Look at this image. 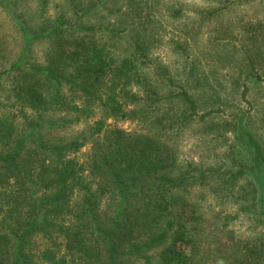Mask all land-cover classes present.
I'll use <instances>...</instances> for the list:
<instances>
[{
    "label": "trees",
    "instance_id": "trees-1",
    "mask_svg": "<svg viewBox=\"0 0 264 264\" xmlns=\"http://www.w3.org/2000/svg\"><path fill=\"white\" fill-rule=\"evenodd\" d=\"M65 1L71 16L60 7L31 32L0 0L22 39L17 58L0 70V86L8 85L0 99V264H190L189 224L199 215L188 194L207 176L178 168L165 136L176 122L215 110L200 112L185 88L161 92L150 70L157 25L150 10L125 26L134 47L118 55L97 34L103 27L83 20L97 1L112 0ZM36 39L50 43L43 62L31 58ZM159 73L174 84L167 67ZM248 90L244 84L245 100ZM176 97L187 104L182 113L165 108ZM69 114L99 117L72 138H48L71 123ZM133 120L145 130L121 125ZM240 131L258 167L262 146L242 122ZM159 247L153 261L147 252ZM255 254L256 247L247 250Z\"/></svg>",
    "mask_w": 264,
    "mask_h": 264
},
{
    "label": "rangeland",
    "instance_id": "rangeland-1",
    "mask_svg": "<svg viewBox=\"0 0 264 264\" xmlns=\"http://www.w3.org/2000/svg\"><path fill=\"white\" fill-rule=\"evenodd\" d=\"M2 1L14 5L31 32L60 7L72 14L65 0ZM106 5L97 1L98 9L83 20L104 28L99 27L97 34L113 52L126 55L133 50L132 31L125 26L132 20L144 21L150 10L157 23L150 70L161 92L185 88L200 112L215 110L204 119L193 116L176 122L165 136L176 150L178 168L207 176L188 194L199 215L189 224L194 239V248L188 249L193 257L190 264H242L247 259L248 264H264V161L255 166L254 146L240 137L242 122L264 153V0H112ZM21 46L14 19L0 3V70L17 58ZM49 47L45 39L34 40L31 58L43 62ZM159 67L168 68L174 84L163 81ZM244 84L249 88L248 100L242 97ZM7 88L3 81L1 100H6ZM165 108L182 113L187 104L176 97ZM68 117L71 123L49 131L48 138H72L88 131L99 115ZM121 125L130 130L146 128L137 120ZM89 149L90 144L84 146L81 154ZM251 247L259 254L248 256ZM159 251L160 247L147 254L155 261ZM137 264L148 263L141 258Z\"/></svg>",
    "mask_w": 264,
    "mask_h": 264
}]
</instances>
